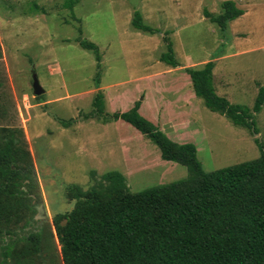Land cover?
<instances>
[{
	"label": "rangeland",
	"instance_id": "374dc122",
	"mask_svg": "<svg viewBox=\"0 0 264 264\" xmlns=\"http://www.w3.org/2000/svg\"><path fill=\"white\" fill-rule=\"evenodd\" d=\"M225 1L243 14L222 28L206 14L221 15ZM136 12L155 34L133 27ZM82 42L98 47L100 62ZM168 43L179 68L162 62ZM210 61L218 95L253 109L264 88V0H0V142L3 129L13 132L37 184L24 187L29 209L0 226V264H63L53 218L74 208L71 185L87 190L118 171L138 193L189 176L134 126L98 117V92L109 114L140 101L139 113L172 141L196 146L206 172L260 158L264 105L254 135L195 95L185 69Z\"/></svg>",
	"mask_w": 264,
	"mask_h": 264
},
{
	"label": "trees",
	"instance_id": "16d2710c",
	"mask_svg": "<svg viewBox=\"0 0 264 264\" xmlns=\"http://www.w3.org/2000/svg\"><path fill=\"white\" fill-rule=\"evenodd\" d=\"M222 8L219 16L206 14L222 28L243 14L234 1H225ZM132 25L147 33L157 32L137 12ZM81 46L94 51L101 61L95 44L82 42ZM161 59L174 69L181 66L171 43ZM214 68L215 63L210 61L202 68L185 69L195 95L210 110L257 134L254 116L264 105V88L253 109L233 105L216 92ZM140 105L138 101L128 112L109 114L101 92L92 103L98 117L134 126L160 149L163 160L186 166L189 176L138 193L130 191L126 177L118 171L105 173L87 190L69 186L75 206L53 218L63 264H264L262 146L258 159L206 172L196 146L172 141L139 113ZM1 132L8 134L0 142V226L10 224L29 209L24 187L37 190L29 170V153L22 155L16 141L8 139L13 132ZM34 238L37 247L40 236Z\"/></svg>",
	"mask_w": 264,
	"mask_h": 264
},
{
	"label": "water",
	"instance_id": "95a60500",
	"mask_svg": "<svg viewBox=\"0 0 264 264\" xmlns=\"http://www.w3.org/2000/svg\"><path fill=\"white\" fill-rule=\"evenodd\" d=\"M33 89H34V95L36 97H39V96H42L45 94V90L41 86L36 73H34V75H33Z\"/></svg>",
	"mask_w": 264,
	"mask_h": 264
},
{
	"label": "crops",
	"instance_id": "0c3cea01",
	"mask_svg": "<svg viewBox=\"0 0 264 264\" xmlns=\"http://www.w3.org/2000/svg\"><path fill=\"white\" fill-rule=\"evenodd\" d=\"M165 131V130H164ZM167 133V132H166ZM168 135H170V133H167Z\"/></svg>",
	"mask_w": 264,
	"mask_h": 264
}]
</instances>
